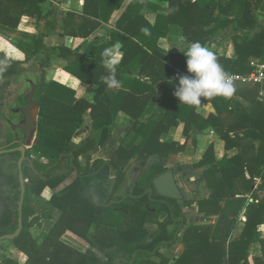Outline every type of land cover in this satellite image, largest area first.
I'll list each match as a JSON object with an SVG mask.
<instances>
[{
  "label": "trees",
  "instance_id": "obj_1",
  "mask_svg": "<svg viewBox=\"0 0 264 264\" xmlns=\"http://www.w3.org/2000/svg\"><path fill=\"white\" fill-rule=\"evenodd\" d=\"M125 1L84 0V14L89 15L88 6L95 4L98 12L94 13V17L109 20L113 13L121 9ZM131 1L132 4H139L140 7H149L154 10L161 8L159 4L150 0ZM161 1L168 3V8H166L168 17L165 19L159 17L158 20H169L171 24L179 26L183 30L185 40L189 43L199 41L207 47L216 43L219 35L226 29L234 27L230 38L220 40L218 45L222 50L213 52L217 61L229 75L250 74L257 68V65L252 64V60L264 58V31L251 39V31L256 25V20L253 17V5L250 0ZM252 1L256 7H259L264 0ZM104 11L108 18L104 16ZM62 14L66 16L63 20H70L72 17L69 13L60 11L58 6L49 0H0V26L5 30H17L20 26L29 24L33 19L39 24L45 21L47 29L51 24L50 20H60ZM120 20L144 19L139 14L131 16L128 12ZM152 31L156 36L153 46H149L144 38L138 39L142 46L131 47L125 56L126 58L132 56L135 48H138L139 52L145 51L144 47L153 54L142 63L140 73L145 83L144 86L141 87L138 84L137 87L143 89L139 91L137 87L132 86L130 96L133 100L132 97L127 98L122 105L123 111L132 119L131 131L135 134L134 140L145 141L138 159L147 163L153 157L163 159L183 153L191 140H193V145L197 146L192 135L194 131L204 132L210 128L225 142L227 151L233 149L240 151V154L235 157L226 156L218 162L214 147L210 146L202 160L196 165L198 168H206L202 182H205L206 188L212 193L209 199L191 201L188 205L197 204L207 215H216L218 220L211 233L207 231L209 230L207 225L190 226L185 235V251L173 264H223L225 259L228 264H249V248L256 243L264 248V242L260 240L264 223V202L256 203L258 190H264V116L242 112L238 115L237 122L228 125L227 113L236 114V110L229 112L228 99L215 97L208 100L202 98V103L198 107L185 104L170 106L157 124L142 122V114L154 97L155 85L171 81L175 75V70L167 63V58L156 50L157 42L167 35V30L162 31L160 27H154ZM50 33L52 32L47 30L32 40L27 39L28 45L33 50L31 54L19 50L0 36V76L4 80L7 79L6 82L0 83V119L5 120L1 112V102L6 96L1 92L2 89L7 90L11 86L10 78L17 76L23 66L29 62L34 61L38 66L53 72L64 69L85 84L90 82L79 73L81 68L84 65L89 66L90 62L103 64L99 62V59H90L81 53H71L65 48L47 47L44 40L51 35ZM109 47H112V44L103 47V50ZM144 53L147 54L146 51ZM68 56H76L77 62L65 63ZM179 57L180 60H187L184 53ZM120 69L124 74L130 72L123 65ZM41 75L40 72L36 84H40ZM151 78L154 80L153 84L149 83ZM50 82L49 73H46L44 87L35 93L34 99L40 109L38 134L33 148L26 153L29 161L24 163L23 171L25 178H28L32 172L37 179L34 180L33 187L26 184L23 207L24 229L18 238L11 240V243L28 256L29 261L26 264H117V260H121V264H156L152 261L153 258L160 259L161 264H170V261L160 251L163 247L175 245L178 234L184 229L185 224L183 223L182 228L169 234L166 230L171 223H174L175 213L161 202L150 206L154 210L152 212L146 207L149 201L145 195V192L152 188L153 179L166 170L159 165L149 167L140 175L135 184L129 185L124 170L135 156V146H121L113 161L96 162L90 166L92 154L104 148L111 139V133L115 129L114 118L111 116L109 119L107 116L94 119L89 136L78 141L84 116L88 113L93 116L97 107L83 100L73 104L46 95ZM178 84L177 81L175 86L177 87ZM29 88L31 91V86ZM102 91L101 88L98 96L99 102L103 98ZM100 96H102L101 99ZM21 102L27 105L26 97L21 98ZM141 102L144 103L139 107ZM207 102L214 105L217 114L214 115L204 110L203 106ZM129 104H134V109L128 110ZM18 108L15 107L14 110ZM180 124L184 125V137L181 143L161 141L164 134L179 127ZM17 132L19 130L10 127L7 141L9 144L17 141ZM231 133L234 134L233 137L230 136ZM98 137H101V142L96 145ZM17 147L18 145H13L8 150H14ZM80 157L87 161L86 167L80 164ZM4 158L14 159L18 173L16 182L2 167L1 161ZM20 159V153L0 156V237L12 235L18 229L19 215L17 213L14 216L10 202L12 199L20 202L21 187L18 169ZM65 168L69 170L68 173L64 172ZM111 171L115 172V186L112 195L110 194ZM73 175L76 177L67 191L60 197L55 195V190ZM255 176L262 177L263 184L257 191H252ZM15 185L16 189H13ZM127 189L132 190L134 198L128 197L127 192L123 196L114 198L115 192ZM95 193L102 198L100 202L92 199ZM249 193H252L253 203L248 204V200L244 197L238 198ZM34 195H39L60 212L58 222L62 227L59 229V238L69 234L79 239L88 247L85 255L68 249L59 242V239L54 241L46 234L37 239L30 237L29 229L39 224L36 219L32 224L30 222V219L36 215L35 210L30 206ZM112 201H121V203L113 204ZM140 205L146 214L141 212ZM244 209H246L247 218L245 228L240 239L231 242V236L237 225V217ZM148 216L159 219V231L150 242H147L149 233L144 228L149 220ZM124 227H127V230H123ZM103 228L121 233L122 243H110L112 245L104 246L99 240V252L92 243L94 236L90 238L89 235L91 230L100 232ZM198 231L200 235L194 239V234ZM110 246L116 247L115 252L107 251ZM198 258L201 260L199 263ZM0 264L18 263L5 258Z\"/></svg>",
  "mask_w": 264,
  "mask_h": 264
},
{
  "label": "crops",
  "instance_id": "obj_2",
  "mask_svg": "<svg viewBox=\"0 0 264 264\" xmlns=\"http://www.w3.org/2000/svg\"><path fill=\"white\" fill-rule=\"evenodd\" d=\"M153 1L161 7L159 10H154L149 7H140L139 4H132L131 0H126L119 11L113 13L109 20L98 19L94 17V13H97V6L95 4L88 6L89 15L84 14V0H49L52 4L58 6L59 10L64 13H69L70 20H63L64 16H60V20H50V26L46 27V22L43 21L40 24L37 20H30L29 24L26 26H20L16 31L18 32V38L16 33L10 32V30L2 29L3 33L0 34L1 37L12 43L19 50L31 54L32 48L28 45L27 39L32 40L37 37L41 32L50 31L51 35L44 40V44L49 48H65L71 53H81L90 59H99V62H103V47L112 44L119 45L116 50L117 58L119 64L115 73L116 79L120 83V87L116 89H110L103 82L102 77L109 75L108 71L104 68L103 64H98L90 62L89 66L84 65L79 73L87 79L90 83L85 84L81 82L76 77L72 76L64 69H58L53 72L51 70L46 71L49 73L50 85L46 90V95L59 100L72 102L73 104L77 101L83 100L89 104H94L97 107V111L92 116L90 113L84 116V123L81 127V133L78 136V141L86 139L92 129L93 120L96 118H108L112 116L114 118V131L111 133V139L107 145L94 152L91 157L90 166L102 162H111L116 158L117 152L121 146L124 147H136V153L134 158L125 167L124 173L126 175V180L129 185H133L137 182L140 174L136 175V167L141 170L142 168H149L154 165H159L165 170H178L179 175L180 168L183 171L188 172L190 169H196V172H201V178L197 181V190L192 189L193 193H190L193 198L184 201L187 203L188 211H196L195 215L198 222L187 226L182 229L178 234V240L175 245L170 247H163L161 249V254L171 262H175L176 259L180 258L185 251V235L190 226H206L212 231V228L216 225L218 217L216 215H207L205 211H202L197 204L189 206V202L207 200L211 195V191L206 188L205 182H202V176L206 168H198L196 165L202 160L203 156L207 152L210 146L214 147L215 157L218 162H221L224 157L233 158L240 154L239 149H233L227 151L225 149V142L215 133V131L210 128L204 132L194 131L192 133L193 138L197 142V146L193 145V140L188 143L186 150L178 155H172L168 158H150L147 163H143L138 159L141 153L145 141L142 139L134 140L135 134L132 130V119L131 117L122 109V105L127 98H130L132 93L130 89L132 86L137 87L139 84L141 87L144 86L145 80L140 73L142 68V63L147 59V57L153 56L152 52L144 47L145 51H140L135 48L134 54L126 58L127 50L135 45L142 46L138 39H145L149 46H153L155 40V34L153 33L154 27H160L162 31L167 30V35L162 37L156 44V50L161 55L167 58V63L169 67L175 70V75L173 80L168 82H160L154 87V97L150 103L146 106L141 121L146 124H157L162 119L167 108L173 105H181L178 98L174 95L176 82H179V77L183 75H191L187 71V60H180L179 55L184 53L189 46V42L185 40L183 36V30L177 26L170 23L169 20H158L162 17L165 19L168 17L166 8H168V3L161 0H150ZM229 0H225L228 2ZM251 1L253 5V17L256 20V25L251 31V39H254L257 34L264 31V1L259 7L255 6V3ZM100 9V7H99ZM130 13L131 16L139 14L144 20H120V18L126 13ZM104 16L108 18L107 13L104 11ZM147 30V33L143 30ZM234 27L231 26L226 29L223 33L219 35V39L216 43L207 46L212 52L217 50H222L219 46L220 40L224 38H230L233 35ZM179 48V49H178ZM144 54H142V53ZM102 60V61H101ZM77 62L76 56H68V60L65 63L73 64ZM32 63V61L30 62ZM264 63V58L261 60H252L253 65H259ZM37 65V64H36ZM124 68L130 71L128 74H124L122 69ZM36 69L33 70L32 76L35 75ZM37 71L39 70V67ZM39 72V73H40ZM30 83V82H29ZM34 83V82H33ZM37 82H35L36 84ZM149 83L153 84L154 80L149 79ZM102 88V101L99 102L98 96ZM236 92L231 99H228L229 112L233 109L236 110V114L227 113L226 122L233 125L238 121V115L242 112L250 113L253 115L264 116V84L263 85H246L239 83L235 85ZM67 89L68 91H63ZM139 91L143 88L137 87ZM71 91V92H70ZM65 93V94H63ZM100 96V99L101 97ZM133 100V97H132ZM144 102H141L139 107L142 106ZM129 109H134V104H129L127 106ZM204 110L211 113L217 114L214 105L207 102L203 106ZM114 114V116H113ZM261 117V118H262ZM261 120V119H260ZM258 120V121H260ZM242 132V131H241ZM240 132V133H241ZM184 125L180 124L179 127L172 129L169 133L164 134L161 137V141L165 143H181L183 141ZM230 136H234L233 133ZM101 142V137L96 140V145ZM82 167H86L87 161L83 158H79ZM122 163V162H121ZM119 164V163H118ZM123 166V163L121 164ZM121 165H119L121 167ZM126 168L129 169L126 174ZM111 175L115 177V172L111 171ZM111 176V177H112ZM75 175L72 176L71 182L68 180L65 184H70L75 179ZM179 179V177H178ZM179 187V180H177ZM263 184L262 177L255 176L254 186L252 191H257L258 188ZM64 185V184H62ZM61 185V186H62ZM60 186V187H61ZM58 188L55 190V195L58 197L64 194L65 188ZM180 189V188H179ZM200 190V192H199ZM61 191V194L60 192ZM181 191V190H180ZM183 194V193H182ZM200 195V197L198 196ZM184 196V195H183ZM258 203L264 202V190H258ZM246 198L248 204L253 203L254 198H252V193L245 196H239L238 198ZM246 209L237 217V225L233 234L231 236V242L238 241L243 233L245 223L247 218L245 216ZM213 217L214 220L207 219ZM96 232V231H95ZM183 232L182 240L179 239L180 234ZM198 234V235H197ZM200 231L194 234V239L198 238ZM58 240V239H57ZM54 240V241H57ZM260 240L264 242V223L262 225ZM61 242L68 249H72L75 252L85 255L87 253L88 247L86 244L82 243L79 239L65 234L59 238ZM10 253L16 254L18 264H26L29 258L26 254L21 252L18 248L13 246L10 248ZM16 257V256H15ZM11 259V258H10ZM198 263L201 261L200 258L197 259ZM249 264H264V248L261 244H253L249 248ZM223 264H228L227 259L224 260Z\"/></svg>",
  "mask_w": 264,
  "mask_h": 264
},
{
  "label": "rangeland",
  "instance_id": "obj_3",
  "mask_svg": "<svg viewBox=\"0 0 264 264\" xmlns=\"http://www.w3.org/2000/svg\"><path fill=\"white\" fill-rule=\"evenodd\" d=\"M34 20V19H33ZM1 26H0V34L4 35L3 31H1ZM16 31V30H14ZM13 30H10L12 33L17 34V38L19 37L18 32H14ZM40 66L36 65L34 61L32 63H28L23 66L22 71L15 77L10 78L11 86L7 90L2 89L3 95H5V100L1 102V112L5 116V120L0 119V152L8 150L10 147L13 145H18V147L22 146V141H23V133L22 132H17V141L13 144H9L8 141V135H9V130L10 127H15L17 126L22 120L23 117L22 115H18L13 113V110L15 107H19L18 109L24 108L26 105L21 102V98L26 97L30 93V86L29 82H36L38 81V75L40 71H37ZM36 69V73L34 76L33 70ZM1 72V69H0ZM7 79H3L0 76V83L6 82ZM15 111V110H14ZM14 114V115H13ZM56 126L62 127L60 124ZM17 147V148H18ZM27 161H29L27 159ZM3 169L6 171V173L10 174L13 177V180H17V168L14 162V159L12 158H4L1 161ZM31 164V162L29 163ZM180 171L179 175V188L181 192L184 195L185 200H189L193 198V196H190V193H193V190H197V181L199 178H201L202 173L201 172H196V169H190L188 172L183 171V168L178 167ZM68 169L65 168L64 172L68 173ZM129 169L126 168V174L128 173ZM145 171V170H144ZM139 168L136 167V175L140 174ZM72 177L68 179L69 182H71ZM37 179L32 172H30L28 178H25L27 184H29L30 187H33V182L34 180ZM66 190L64 193L67 191L69 188L68 184L62 185L60 188H65ZM194 187V188H193ZM13 189H16V185L13 187ZM61 194V191H59ZM200 192V190H199ZM126 191L125 190H120L118 192H115L114 198H118L120 196L125 195ZM200 197V195H198ZM12 199V198H11ZM92 199L96 202H100L102 198L98 196L96 193L93 194ZM11 209L13 211L14 216L18 213L19 209V203L16 202L15 199L11 200ZM187 203L185 201L182 202H177L173 203L174 207V213L176 214V218L178 220H181L184 222V228L187 226L193 224L194 222H198V219L195 215L196 211L194 210H189L188 207H186ZM143 205V203H142ZM30 206L35 210L36 215L30 219V222L32 224L33 220L36 219L38 220V225H35L29 229V235L32 239H37L41 237L43 234L49 235L53 240L59 239V229H61L62 226H60L58 219L60 212L50 203L45 201L43 198H41L39 195H34L32 202L30 203ZM130 210V207L128 208ZM141 212L143 214H146L143 209L141 208ZM152 210V207L149 208ZM148 222L144 225L145 230L149 233V237L147 239V242H150L153 238V236L159 231V224H158V217H152L150 218L149 216ZM208 220H214L213 217L207 218ZM161 220V219H160ZM182 228V227H181ZM179 229V223H171V225L168 226L167 232L171 234L172 232L176 231ZM102 231L95 232V230L90 231V238H93L94 236V242H92L95 247L99 250L100 252V247H99V240L102 242L104 246L110 243H122V235L116 230L113 229H101ZM105 233V235H103ZM182 235L183 232L180 234L179 239L182 240ZM112 245V244H110ZM14 245L11 243V241H6L3 243H0V262H3L4 259H9L12 260L13 262H16V259L18 260V256L16 254L10 253V248H12ZM28 246V244L26 245ZM116 250L115 246H110L109 249L107 250L108 252H115ZM102 251V250H101ZM161 253V252H160ZM16 256V257H15ZM4 258V259H3ZM11 258V259H10ZM121 262V260H117L118 262ZM124 261V260H122ZM153 262L156 264H161V260L158 258H153ZM174 262H171L173 264Z\"/></svg>",
  "mask_w": 264,
  "mask_h": 264
},
{
  "label": "clouds",
  "instance_id": "obj_4",
  "mask_svg": "<svg viewBox=\"0 0 264 264\" xmlns=\"http://www.w3.org/2000/svg\"><path fill=\"white\" fill-rule=\"evenodd\" d=\"M143 31L148 34L146 29ZM118 47V44L114 45L104 49L102 53L103 66L109 73L102 77V80L110 89L120 87V83L115 77L119 64L116 54ZM184 54L187 57V71L191 75L179 77V84L174 95L180 104L198 107L202 103V98L203 100L215 97L231 99L234 96L236 88L231 76L223 69L209 48L203 46L199 41H194L189 44Z\"/></svg>",
  "mask_w": 264,
  "mask_h": 264
},
{
  "label": "water",
  "instance_id": "obj_5",
  "mask_svg": "<svg viewBox=\"0 0 264 264\" xmlns=\"http://www.w3.org/2000/svg\"><path fill=\"white\" fill-rule=\"evenodd\" d=\"M40 69L42 73L40 84H35L33 82H30L31 91L26 96L27 105L22 109H17L14 111L15 114L22 115L23 117V120L17 126L13 127L14 130H19L23 133L22 146L14 150H5V151L0 152V156L5 155V154H10V153H20L21 154V159L18 163L19 180H20V187H21V197H20L19 209H18V215H19L18 229L12 235L0 237V243L11 241V240L18 238L24 229L23 207L25 204L27 182L25 180L23 166H24V163L27 161L26 153L28 150H31L33 148L36 138H37V134H38L40 109H39L38 103L35 101L34 98H35L36 91L44 87L45 74H46L47 68L40 67ZM114 179L115 177L112 176L111 194L113 193V188L115 186ZM152 185H153V189H150L148 191L150 192L151 195L155 191L158 194V196L161 198L175 200L179 202L184 201V196L176 183V178H175V174L173 170H168L164 174L156 177L152 181ZM123 230H127V227H124ZM118 264H121V262L119 261Z\"/></svg>",
  "mask_w": 264,
  "mask_h": 264
},
{
  "label": "flooded vegetation",
  "instance_id": "obj_6",
  "mask_svg": "<svg viewBox=\"0 0 264 264\" xmlns=\"http://www.w3.org/2000/svg\"><path fill=\"white\" fill-rule=\"evenodd\" d=\"M147 168H142L141 170H140V175L144 172V170H146ZM173 170V169H172ZM168 170H166L165 172H167ZM174 171V174H175V178H176V183H177V180H178V177H179V171L178 170H176V169H174L173 170ZM165 172H163L162 174H164ZM162 174H160V175H162ZM160 175H158V176H160ZM157 176V177H158ZM111 180H112V177H111ZM115 180V179H114ZM154 180V179H153ZM178 185V184H177ZM111 186H112V184H111ZM111 189V188H110ZM150 189H153V185H152V188H150ZM149 189V190H150ZM113 190H114V188H113ZM148 190V191H149ZM147 191V192H148ZM126 192L129 194V195H127L128 197H133L134 198V196H132V190H129V189H127L126 190ZM145 192V195H147V199H148V201H149V203L148 204H146V207L147 208H150V206L152 205V204H155L156 202H161V203H163L164 205H167V206H169L170 207V209H171V211H173L174 212V207H173V203H177V202H179V201H175V200H169V199H164V198H161V197H159L158 196V194L154 191L153 192V194L151 195L150 194V192ZM147 193V194H146ZM110 194H111V190H110ZM113 194V193H112ZM111 194V195H112ZM131 194V195H130ZM149 194V195H148ZM151 196V197H150ZM109 199V198H108ZM121 203V201L120 202H117V201H112L111 203ZM113 203V204H114ZM152 212H154V210L152 209ZM176 215V214H175ZM174 219V222L175 223H179V228H181L182 227V225H183V221H181V220H178L177 218H173ZM128 221H129V219H128ZM123 229V228H122Z\"/></svg>",
  "mask_w": 264,
  "mask_h": 264
},
{
  "label": "built area",
  "instance_id": "obj_7",
  "mask_svg": "<svg viewBox=\"0 0 264 264\" xmlns=\"http://www.w3.org/2000/svg\"><path fill=\"white\" fill-rule=\"evenodd\" d=\"M230 76L233 80L234 86L239 83H243L246 85H263L264 84V63L257 65V68L250 74H247V75L233 74ZM256 203H258V201Z\"/></svg>",
  "mask_w": 264,
  "mask_h": 264
}]
</instances>
